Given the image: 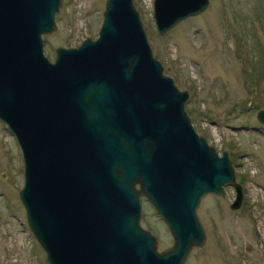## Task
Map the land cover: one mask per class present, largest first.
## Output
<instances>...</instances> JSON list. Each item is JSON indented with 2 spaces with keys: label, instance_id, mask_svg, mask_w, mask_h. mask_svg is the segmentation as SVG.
Instances as JSON below:
<instances>
[{
  "label": "water",
  "instance_id": "water-1",
  "mask_svg": "<svg viewBox=\"0 0 264 264\" xmlns=\"http://www.w3.org/2000/svg\"><path fill=\"white\" fill-rule=\"evenodd\" d=\"M209 4L155 0L159 35ZM61 5L0 0V121L23 155L26 222L49 264H185L206 244L202 198L234 187L231 209L243 205L232 160L197 133L133 0H108L98 39L59 48L53 63L43 36ZM142 197L174 238L163 252L140 226Z\"/></svg>",
  "mask_w": 264,
  "mask_h": 264
},
{
  "label": "rangeland",
  "instance_id": "rangeland-1",
  "mask_svg": "<svg viewBox=\"0 0 264 264\" xmlns=\"http://www.w3.org/2000/svg\"><path fill=\"white\" fill-rule=\"evenodd\" d=\"M108 0H61L57 29L43 36L44 53L55 62L61 47L97 40ZM199 16L160 36L155 0H133L155 59L181 92L197 133L222 156L227 152L243 187L232 210L234 187L206 195L197 211L207 234L185 264H264V0H209ZM24 160L13 133L0 121V264H49L27 221L20 192ZM139 189V185H137ZM140 226L163 252L174 245L168 225L146 197Z\"/></svg>",
  "mask_w": 264,
  "mask_h": 264
}]
</instances>
